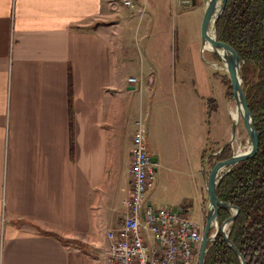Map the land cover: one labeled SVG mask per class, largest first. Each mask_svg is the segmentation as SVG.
<instances>
[{"label": "crops", "instance_id": "1", "mask_svg": "<svg viewBox=\"0 0 264 264\" xmlns=\"http://www.w3.org/2000/svg\"><path fill=\"white\" fill-rule=\"evenodd\" d=\"M117 1L0 0V264H108L107 232L103 243L99 228H117L125 214L139 118L158 164L146 203L190 217L196 199L205 223L207 174L199 178L192 159L183 169L182 124L168 119L174 132L159 144L143 106L122 102L151 90L153 79L121 77L116 28L119 7L128 9ZM191 7L171 3L172 12ZM130 76H142L140 91L128 85ZM166 164L176 166L181 192L176 201L159 202L158 170ZM180 176L190 179V193Z\"/></svg>", "mask_w": 264, "mask_h": 264}, {"label": "rangeland", "instance_id": "2", "mask_svg": "<svg viewBox=\"0 0 264 264\" xmlns=\"http://www.w3.org/2000/svg\"><path fill=\"white\" fill-rule=\"evenodd\" d=\"M132 1L135 5L133 11H125L119 7L121 20L116 31L121 37L116 41L114 54L122 59L119 61L121 77L142 74L146 80L152 78L153 85L151 90L145 89L141 95L138 92L129 93L130 97L124 96L122 102L132 108L143 106L144 113L151 117L153 139L159 144L164 133L174 132L167 120L178 119L185 139L184 148L178 151L183 169L189 170L187 160L192 159L196 171H200L199 178L203 179L202 172L209 173L217 163L214 157L218 155L219 149L231 139V110L235 111L236 108L233 100H227L226 87L215 76L216 73L219 76L226 75L230 81L223 61L220 58L216 61L212 52L202 50V13L208 0H197V4L191 8H178L175 12L171 11L173 0ZM122 17L127 18V22ZM200 81L202 89L197 86ZM229 85L231 86V81ZM241 119L238 120L236 138L231 146L232 153L238 148L246 151L249 147V139ZM154 122L158 125H154ZM180 137L179 132L178 138ZM200 150L204 156L202 163L198 159ZM209 157L211 160L208 161ZM164 167L158 170L159 187L157 185L155 198L159 202L164 199L176 201L181 192L173 181L176 178V166L166 164ZM180 177L184 180H180V185L184 193H188L191 189L190 179ZM193 192L191 191V195ZM192 204L190 218L200 225L203 219L196 199ZM176 209L177 207L174 211ZM107 229L103 224L99 228L98 239L103 243Z\"/></svg>", "mask_w": 264, "mask_h": 264}, {"label": "trees", "instance_id": "3", "mask_svg": "<svg viewBox=\"0 0 264 264\" xmlns=\"http://www.w3.org/2000/svg\"><path fill=\"white\" fill-rule=\"evenodd\" d=\"M215 36L218 42L233 49L244 61L242 89L258 134L255 155L238 163L219 181L216 195L221 202L238 209L229 227L228 238L245 264H264V0H227L216 22ZM213 56L219 61L216 55ZM215 76L226 87L227 100L231 101L232 89L227 76L217 73ZM231 155L232 149L227 146L214 160L223 161ZM231 215L228 208L218 207L220 225ZM204 264L241 263L219 232L207 248Z\"/></svg>", "mask_w": 264, "mask_h": 264}, {"label": "built area", "instance_id": "4", "mask_svg": "<svg viewBox=\"0 0 264 264\" xmlns=\"http://www.w3.org/2000/svg\"><path fill=\"white\" fill-rule=\"evenodd\" d=\"M191 5V0H179ZM133 11L132 0H121ZM142 76L127 78L128 85L139 89ZM152 82V79H149ZM147 130L141 118L134 122L130 152V194L125 214L117 228L106 233L108 264H199L204 224L167 206L146 203L147 194L156 184L157 162L147 151ZM229 232V227L225 229Z\"/></svg>", "mask_w": 264, "mask_h": 264}, {"label": "water", "instance_id": "5", "mask_svg": "<svg viewBox=\"0 0 264 264\" xmlns=\"http://www.w3.org/2000/svg\"><path fill=\"white\" fill-rule=\"evenodd\" d=\"M192 1V6L195 5V0ZM227 0H208L205 7L204 19L201 25V39L202 44L208 41L211 46L215 49L224 50L229 54L228 57V67L226 73L229 75L231 81V89H232V100L236 101L239 105H241L243 114H242V122L246 134L249 139V149L245 153L242 154H234L232 153L231 157L217 162L209 171L206 176V193L208 197V210L206 214L204 230L202 234V243L199 253V264H204V258L207 251V248L211 242L214 241L215 237L219 232H221L224 236V240L227 246L234 251V253L238 256L240 263L245 264L244 259L240 256L239 252L232 244V242L228 238V233H226V227H230V225L235 220L238 209L228 203L221 202L216 195V186L219 181L228 173L232 168H234L238 163L245 161L255 155L258 150V134L255 132L254 125L252 122L251 114L248 109V105L246 102L245 94L241 88V69L244 61L238 56V54L228 47L227 45L220 43L216 40L215 36V25L216 22L223 12ZM212 31L213 39L209 36V31ZM204 51V50H203ZM218 58L222 60V58L216 53L212 52ZM132 89V88H131ZM236 124L232 121V133L230 141L219 149L218 154L223 151V149L227 146H232L235 140L236 134ZM153 162H156V159H152ZM223 206L228 208L232 215L226 220L223 224H219L218 220V207ZM214 230L210 233L211 230Z\"/></svg>", "mask_w": 264, "mask_h": 264}, {"label": "bare ground", "instance_id": "6", "mask_svg": "<svg viewBox=\"0 0 264 264\" xmlns=\"http://www.w3.org/2000/svg\"><path fill=\"white\" fill-rule=\"evenodd\" d=\"M209 36L213 39V34H212V31L210 30L209 31ZM203 50L204 51H207V52H216L221 58H222V61H223V65H225V67L227 68L228 67V57H229V54L227 52H225L224 50H219V49H215L211 46V44L206 41L203 45ZM234 105H235V111L234 109L231 110V115H232V121L236 124V126L238 125V120L240 118H242V114H243V110H242V107L241 105H239L238 103H236V101H234ZM242 120V119H241ZM236 135V134H235ZM236 138V136H235ZM249 149V147H248ZM248 149L246 151H248ZM246 151H242L240 150L239 148L234 152V154H242V153H245Z\"/></svg>", "mask_w": 264, "mask_h": 264}]
</instances>
